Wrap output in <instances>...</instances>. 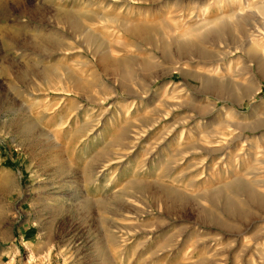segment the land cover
I'll list each match as a JSON object with an SVG mask.
<instances>
[{"label": "rangeland", "instance_id": "rangeland-1", "mask_svg": "<svg viewBox=\"0 0 264 264\" xmlns=\"http://www.w3.org/2000/svg\"><path fill=\"white\" fill-rule=\"evenodd\" d=\"M0 264H264V0H0Z\"/></svg>", "mask_w": 264, "mask_h": 264}, {"label": "bare ground", "instance_id": "bare-ground-1", "mask_svg": "<svg viewBox=\"0 0 264 264\" xmlns=\"http://www.w3.org/2000/svg\"><path fill=\"white\" fill-rule=\"evenodd\" d=\"M4 2H5V1H4ZM1 3H2V2H1ZM72 19H73V18H72ZM34 47H35V46H34ZM35 48H36V49H38V47H37V46H36ZM46 50H47V49H46Z\"/></svg>", "mask_w": 264, "mask_h": 264}]
</instances>
